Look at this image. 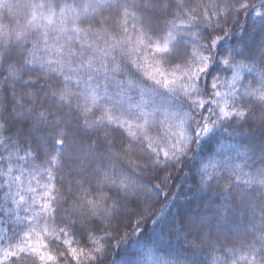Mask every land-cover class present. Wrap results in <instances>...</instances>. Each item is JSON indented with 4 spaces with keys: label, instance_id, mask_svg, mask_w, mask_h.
I'll list each match as a JSON object with an SVG mask.
<instances>
[{
    "label": "snow or ice",
    "instance_id": "1",
    "mask_svg": "<svg viewBox=\"0 0 264 264\" xmlns=\"http://www.w3.org/2000/svg\"><path fill=\"white\" fill-rule=\"evenodd\" d=\"M250 7L262 18L259 42L241 41L217 51L229 15ZM259 9L264 0L258 6L253 0H195L194 5L185 0H0V264L54 262L45 236L69 246L64 264H102L108 233L106 227L103 234L98 230L110 221L119 199L140 187L114 162L122 158L136 170L131 140L114 152L110 128L127 129L141 152L140 145H146L154 154L145 161L147 167L160 164L161 152L165 160L182 162L202 142L216 141L225 153L222 166L202 169L200 190L207 189L208 181L226 180V202L237 203L246 222L222 213L211 219L183 217L178 234L193 237L189 247L173 255L157 241L156 250L164 255L155 264H197L187 253L195 256V250L204 249L225 253L214 255L212 264H264V142L260 164L253 167L248 152L254 149L241 152L228 145L235 157H248L244 164L233 163L235 157L217 135L244 121L252 105L264 108V12ZM106 11L121 17L112 21V29L102 19ZM116 53L138 71L152 69L143 72L152 86L140 88L141 102L135 105L123 106L122 97L139 86L117 78L122 69ZM221 66L230 77L216 75ZM41 76L59 84L49 85L47 92L36 89ZM49 97L52 103H45ZM73 108L85 129L105 130L103 144H85L69 133ZM25 122L22 143L11 127ZM154 128L162 135L153 136ZM69 197L70 208H63ZM141 207L151 210L147 200ZM77 237L89 246L87 251L71 247L73 240L80 244Z\"/></svg>",
    "mask_w": 264,
    "mask_h": 264
},
{
    "label": "trees",
    "instance_id": "2",
    "mask_svg": "<svg viewBox=\"0 0 264 264\" xmlns=\"http://www.w3.org/2000/svg\"><path fill=\"white\" fill-rule=\"evenodd\" d=\"M185 2L188 5H194L195 0H185ZM253 2L258 6L261 0H253ZM259 10L264 12V9ZM167 18L161 17L160 19ZM102 19L108 21L105 27L112 29L115 26L112 21H118L121 17L116 11H106ZM221 19L223 20V17ZM261 19V17L254 15V9L251 7L246 13L229 15L226 21L228 31L226 35L219 38L220 43L217 51L223 52L229 47L236 46L237 42L241 41L252 43L255 40L258 43ZM93 27H97L95 22H93ZM254 28L255 31H253ZM216 31L219 32V29ZM115 55L117 63L121 65L122 69L117 73V78L125 82L131 79L135 85L139 86L134 87L127 95L122 97L123 106L135 105L141 102L140 88H150L152 86V82L143 75L144 71H151L152 69L144 68L142 71H138L122 59L119 53ZM216 75H219L221 79H225L230 77L231 73L227 68L221 66ZM253 83L255 82L253 81ZM58 84L59 81L56 79H46L41 76L34 87L47 92L49 91V85ZM112 84L113 87L110 89V93L115 99L117 89L114 87V81ZM43 92H41V96H43ZM143 99L150 101L147 96ZM45 103H52L51 97L47 98ZM57 111L65 113L67 109L57 108ZM67 119L69 133H76L82 137L85 144L93 141L99 144L104 143L105 130L102 128L85 129L79 114L76 113L74 108ZM262 123H264V108L254 104L251 106L250 114L244 121L231 123L227 125V131H221L217 134L219 143L225 145V151L234 157L235 152L233 149L228 148V145H235L241 152L249 148L254 149L255 151L248 152V156L255 160L253 167L258 166L260 164L259 146L264 142V130L261 129ZM11 131L13 133L18 132L23 143L28 125L26 122L14 124ZM133 131H136V129H133ZM108 132L109 138L116 145L112 149L114 152H120L121 147L127 148L128 142L131 140L133 145L131 159L135 162L133 167H136V170L132 171L128 162L122 158H118L114 162L118 168L128 171L140 187L127 199H119L110 221H106L105 225L98 230L97 234H103L104 227H106L108 233V243H105L106 252L102 264H155L156 257L164 255L163 252H157V241H161L173 255L177 252L183 254L184 249L189 247L188 241L193 239V237L185 239L178 234L180 227L178 221L186 216L207 215L211 219L215 214L222 213L225 216H231L233 219L239 220L241 224L246 222L244 212L237 210V203L228 205L226 202L222 188V184L226 183V180L221 179L219 183L216 180L208 181L209 186L207 189L200 190L202 169L207 166L208 170L212 171L213 164L218 167L222 166L221 161L225 153L218 150L216 141L202 142L199 147L193 145L189 155L179 163L171 159L165 160L161 152L160 164L147 167L145 161L150 160L154 154L151 156L148 154L150 150L146 148V145H140L141 148H144V152H141L136 147L138 142L132 140L125 128H116L115 130L110 128ZM151 134L160 136L162 130L154 128ZM158 143L161 147H164V141L161 140ZM247 159V156L235 157L233 163L244 164ZM37 162L42 163V158L38 156ZM139 167H144V171H139ZM63 183L66 184L67 180ZM62 195H66L63 190ZM256 195L258 196L259 193ZM71 199L72 197H69L62 207L70 208ZM145 200L148 201L150 211H146L141 207ZM153 218H155L156 223L152 222ZM94 223L99 224L100 222L95 221ZM173 223L176 224L175 229L171 228ZM77 238L80 239V244L78 245L73 240L71 247L77 248L78 251L80 247H84L87 251L89 246L85 244L83 238ZM61 239H63L62 235ZM44 242L48 244V250L56 257V260L50 262V264H64L66 257L70 255L67 251L69 246H58L56 242H50L47 236L44 237ZM101 243H104V241H101ZM214 255L224 256L225 253L217 252L213 254L208 249L195 250V256L187 253V259L189 261L195 260L197 264H212ZM5 264H10V262L6 261ZM22 264H30V261L24 260ZM69 264H74V262L69 261ZM97 264H101V262L98 261Z\"/></svg>",
    "mask_w": 264,
    "mask_h": 264
}]
</instances>
